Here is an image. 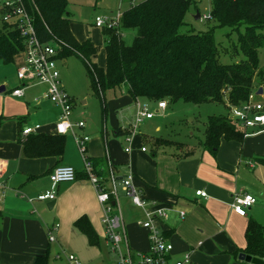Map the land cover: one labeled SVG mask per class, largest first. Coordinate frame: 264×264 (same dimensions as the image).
<instances>
[{
    "label": "crops",
    "instance_id": "obj_1",
    "mask_svg": "<svg viewBox=\"0 0 264 264\" xmlns=\"http://www.w3.org/2000/svg\"><path fill=\"white\" fill-rule=\"evenodd\" d=\"M72 23L71 20L70 26ZM91 26L96 28L94 22ZM76 29L77 34L73 35L70 27L77 42L88 37L91 39L87 27L77 26ZM97 31L101 35V31ZM101 44L102 36L94 45L100 47L102 54L97 64L103 67L105 59ZM21 61L19 56L13 63H0V87H3L0 93V166L3 171L0 179L3 184L0 188V264H33L37 257L42 256L48 257L49 264L51 259L65 264L64 259L57 258L61 251L76 255L83 264L97 263L99 256L96 252H86L80 240L83 235L73 226L77 219L86 217L100 245L102 240L107 244L101 224L102 211L95 189L85 179L74 138L69 134L63 137L64 149L58 157L25 158L22 155L21 141L26 138L20 137L19 140L18 130L38 125L37 134L55 135L59 109L43 98L45 88L41 85L26 88L22 98L11 95V91L19 86L15 72ZM119 97L128 101L127 106L120 110L119 126L115 129H119L121 135H128V143L132 144L137 135L151 149L145 148L142 152L144 147L135 142L123 150L126 156L120 162L106 154L88 155L91 138L87 136L86 155L93 168L107 176L112 171L118 183L131 175L133 186L147 200L166 210L167 217L161 226L167 241L173 246L172 261L189 256L190 264H247L235 260L233 253L245 247L244 235L250 220L264 223V132L251 134L240 143L221 140L215 152L200 146L182 154L179 153L180 148L174 151L165 146H153L156 139L167 140L169 137H155L142 132L122 133L134 124L136 105L140 100L135 103L126 95L113 96L115 99ZM34 98L38 99L37 103L33 102ZM258 99L264 100L263 97ZM128 106L135 107L133 116L125 114ZM166 110L167 106L164 111L156 110L155 114H164ZM154 117L143 120L141 125L153 121ZM75 129L76 135L86 136L79 134L86 126ZM154 131L159 133L160 128L157 126ZM127 149L128 152L125 151ZM59 166L72 167L77 179L58 185L54 201L36 200L38 195L50 189L48 175ZM196 191H204L206 198L196 196ZM237 194H249L256 199L244 217L235 215L230 208L232 198ZM120 200H124L126 208L122 210L120 205L130 247L135 251H147V233L138 225L145 218L143 211L133 206L121 191ZM180 213H184L183 218H180ZM56 225L58 228L54 229ZM49 231H54L56 242L47 240Z\"/></svg>",
    "mask_w": 264,
    "mask_h": 264
},
{
    "label": "trees",
    "instance_id": "obj_2",
    "mask_svg": "<svg viewBox=\"0 0 264 264\" xmlns=\"http://www.w3.org/2000/svg\"><path fill=\"white\" fill-rule=\"evenodd\" d=\"M123 1L129 6L122 13L120 26L100 30L105 59V65L100 67L95 60L100 47L89 37L79 43L70 32L68 0H23L38 39L58 45L56 59L76 56L81 60L92 94L103 102L104 114L107 93L114 97L126 95L135 103L180 100L194 105L226 104L227 108L245 103L259 88L264 96V69L260 68L259 59L264 47V0H210L213 26L205 32L188 34H181L179 30L196 0H146L139 4H133L134 0ZM223 28L237 36L230 55L238 57V61L232 64H222L219 60L227 51L215 42L213 33ZM131 30H135L136 35L132 43L126 45L121 33ZM23 47L17 28L1 23L0 63H13ZM255 79L258 81L256 89ZM22 129L17 132L19 140ZM243 134V130L226 117H208L201 148L215 152L221 140L240 143ZM114 135L120 136V130L115 129ZM63 137L31 134L21 141L22 155L25 158L58 157L63 153ZM153 146H166V140L158 138ZM94 172L100 183L108 186V176L95 168ZM77 176L76 173V179ZM73 226L89 246H100L86 217L77 219ZM244 239L245 247L234 252L233 258L237 260L242 253L264 260V225L250 220ZM33 264H49L48 257H37Z\"/></svg>",
    "mask_w": 264,
    "mask_h": 264
},
{
    "label": "built area",
    "instance_id": "obj_3",
    "mask_svg": "<svg viewBox=\"0 0 264 264\" xmlns=\"http://www.w3.org/2000/svg\"><path fill=\"white\" fill-rule=\"evenodd\" d=\"M1 23L13 25L17 28L23 39V50L20 54L21 63L17 66L15 76L19 86L11 91V95L17 98L24 96L26 88L41 85L45 90L43 98L50 104L59 109L58 120L55 125V134L59 136L71 135L83 162L84 175L86 180L93 186L96 192V200L101 208V224L104 229L105 240L110 249L117 256V264H190L189 256H185L179 261L170 259L173 252V246L164 236L162 221L167 217V212L163 208L157 207L153 202L147 200L132 184L133 177L128 175L119 183L116 181L112 171L108 176V186L100 183V179L94 172L91 161L88 159L87 136H78L75 128H84V121L76 123L71 122L72 100L66 93L57 67L58 45L55 42L43 43L36 34L33 25V19L27 12L23 0H0ZM122 13L110 12L105 16H97L94 19V27L98 29H116L120 26ZM203 20H209L210 15L200 17ZM53 43V44H52ZM263 95V93H262ZM261 95V96H262ZM257 91H253L245 103L237 107H229L228 119L243 130V137L255 133L264 132V101L257 100ZM38 102L37 98L33 99ZM166 101H160L156 104L158 111H164ZM155 116L146 105L137 104L134 118V128L143 122L150 120ZM39 126H24L21 131V138H26L39 130ZM251 131V132H250ZM130 141V138L127 139ZM126 152L129 149L125 150ZM142 152L145 148L141 149ZM111 168V167H110ZM3 171L0 166V179ZM50 189L36 197L38 201H54L57 186L64 183H72L76 180V172L70 166L56 167L49 175ZM0 188L3 184L0 183ZM119 191L129 199L131 204L144 213V220L138 225L146 231L149 247L147 251L133 250L127 239L124 228L120 203ZM195 195L206 198L204 191H196ZM31 200L29 199V202ZM256 203V199L249 194L234 195L230 203L231 211L240 217L246 215V210ZM184 213H180L183 218ZM58 225L54 229H57ZM49 243L56 242L54 231L47 234ZM62 258L65 264H83L74 254L61 251L57 256Z\"/></svg>",
    "mask_w": 264,
    "mask_h": 264
},
{
    "label": "rangeland",
    "instance_id": "obj_4",
    "mask_svg": "<svg viewBox=\"0 0 264 264\" xmlns=\"http://www.w3.org/2000/svg\"><path fill=\"white\" fill-rule=\"evenodd\" d=\"M144 1L146 0H134L132 3L139 4ZM127 6L128 3L125 1L121 3V0H68L67 12L69 13L70 20L73 22L70 26L71 32L73 35L77 34V26L87 27L91 33L90 37L95 44V41L97 39L100 41L101 37L100 32L97 31L101 29L91 26L95 17L105 16L106 13L110 11L123 12ZM196 8L200 17L206 16L210 13L211 2L210 0H196L195 6L191 7L185 16V24L179 30L181 34L205 32L213 26V22L210 21V19H194ZM121 34L123 42L126 45H130L136 35V31L131 30ZM213 34L215 42L227 51L226 54L221 55L219 59L220 62L222 64H232L238 61V57L233 58L230 55L231 45L236 44V34L228 28L216 29ZM101 54L102 52L100 50L95 56L96 62L101 59ZM259 59L260 68L264 69V47L260 50ZM58 71L64 89L72 100L71 122L84 121L86 129L79 134H85L91 138L90 143H88V155L98 154L100 156H105L106 154L111 159L114 158V160L123 162L124 156H126L123 150L130 147L135 142L138 143L140 147L147 148L148 150L151 149L149 147L150 145L148 143L145 145L137 135L133 139V142H131L132 144L127 141L128 135L122 134L119 137L114 136L113 131L119 126L120 110L127 106L126 103L128 99H122L121 97H119L121 99H115L112 93H107L105 96L106 113L104 114L103 102L99 97L92 94L89 88L86 70L78 57L70 56L58 61ZM257 83L258 81L255 79V89L258 87ZM259 97L264 98L263 95L258 96V98ZM257 100L262 102L260 99ZM164 101H166L167 104V110L164 114H161V112L157 115L155 114L156 116L153 121L149 123L144 122L142 125L140 124L137 131H135L134 126L131 125L129 129L127 128V130L122 131V133L128 132V134H137V132H142L155 137H169L167 140L163 139L166 140L165 147H169L170 150L174 151L180 148L181 151L179 153L185 154L192 151L193 148H199L201 146L204 140V130L208 117H228L229 110L226 104L206 103L194 105L180 100L177 102ZM137 104L146 105L148 109L154 113L157 110L155 106L157 102L150 103L143 100ZM134 113L135 107L128 106L125 114L131 116L132 114L134 115ZM157 126L160 128L159 133H155L154 131ZM190 144L194 146L192 147ZM119 202L121 209L125 210L124 200H120ZM260 224L264 225V223ZM80 240L87 253L96 252L99 256L98 262L91 264H117L116 254L111 251L110 245L106 244L105 241L102 240L100 247H90L83 236H81ZM50 264L61 263H56L51 259Z\"/></svg>",
    "mask_w": 264,
    "mask_h": 264
},
{
    "label": "water",
    "instance_id": "obj_5",
    "mask_svg": "<svg viewBox=\"0 0 264 264\" xmlns=\"http://www.w3.org/2000/svg\"><path fill=\"white\" fill-rule=\"evenodd\" d=\"M194 19L195 20L200 19V15H199L198 11L195 12ZM2 92H3V87H0V93H2ZM262 93H263L262 89L259 88L257 91V95L261 96ZM238 260L245 262L247 264H264V260L253 258V257L247 256V255L242 254V253L238 255Z\"/></svg>",
    "mask_w": 264,
    "mask_h": 264
}]
</instances>
